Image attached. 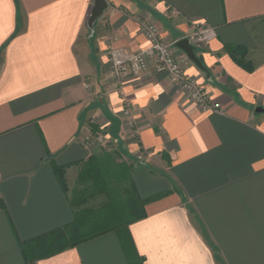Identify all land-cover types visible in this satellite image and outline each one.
<instances>
[{
  "label": "crops",
  "instance_id": "1",
  "mask_svg": "<svg viewBox=\"0 0 264 264\" xmlns=\"http://www.w3.org/2000/svg\"><path fill=\"white\" fill-rule=\"evenodd\" d=\"M106 1L90 29L94 0H0V264L74 221L63 182L103 153L132 166L142 199L166 196L122 236L34 264H264V0ZM139 20L168 42L215 28L196 51L207 72L173 53L221 111L151 70L115 90L108 52L146 48Z\"/></svg>",
  "mask_w": 264,
  "mask_h": 264
},
{
  "label": "trees",
  "instance_id": "2",
  "mask_svg": "<svg viewBox=\"0 0 264 264\" xmlns=\"http://www.w3.org/2000/svg\"><path fill=\"white\" fill-rule=\"evenodd\" d=\"M98 159L105 161L104 166H100ZM131 172V165L114 160L108 153L90 157L82 166L79 176L90 187L71 197L75 210L74 221L49 234L22 243L21 249L26 255L27 264H34L38 259L54 256L110 232L122 236L127 233L129 225L146 218L145 206L166 195L142 199L133 184ZM94 183L101 184L100 193H105L106 203L100 210L82 207L90 197H94L88 196ZM63 184L68 193L67 186L64 182Z\"/></svg>",
  "mask_w": 264,
  "mask_h": 264
},
{
  "label": "built area",
  "instance_id": "3",
  "mask_svg": "<svg viewBox=\"0 0 264 264\" xmlns=\"http://www.w3.org/2000/svg\"><path fill=\"white\" fill-rule=\"evenodd\" d=\"M139 23L141 33L148 40L146 48L137 52L112 48L108 52L111 85L115 87V90L121 93L126 81L151 70L156 74L167 75L171 82L190 96L193 103L202 111H221L220 105L212 102L205 88L196 79L186 75L180 61L174 57L173 49L176 42L162 39L158 28L146 21L139 20ZM187 38L196 51L201 50L216 38V30L206 24L195 23ZM131 110L130 105H126L123 109L126 124L133 127Z\"/></svg>",
  "mask_w": 264,
  "mask_h": 264
},
{
  "label": "rangeland",
  "instance_id": "4",
  "mask_svg": "<svg viewBox=\"0 0 264 264\" xmlns=\"http://www.w3.org/2000/svg\"><path fill=\"white\" fill-rule=\"evenodd\" d=\"M113 147H110L109 145H107V143L104 145V147L102 148L103 150H108L109 152H116L114 150H112ZM112 154V153H111ZM110 154V156H112ZM119 158V156H117ZM112 158H114V155L112 156ZM116 158H114L115 160ZM100 166H104V162L101 159H98ZM80 172L81 169L79 170V172L77 173V175L75 177L69 178L66 182V186H67V190L68 193L70 195V197H73L75 195L76 192L80 193L83 191H86L90 186H88L86 183H84L83 181H81V177L80 176ZM92 190L88 191V196H94V197H90L89 200L86 202V204H84L82 207H92L94 209H101V207L103 206L106 200L105 196L103 193H100L101 190V184L99 183H94L93 184ZM109 187V186H108ZM109 190V189H108ZM99 191V193H98Z\"/></svg>",
  "mask_w": 264,
  "mask_h": 264
},
{
  "label": "water",
  "instance_id": "5",
  "mask_svg": "<svg viewBox=\"0 0 264 264\" xmlns=\"http://www.w3.org/2000/svg\"><path fill=\"white\" fill-rule=\"evenodd\" d=\"M108 7L109 6L106 0H94V6L91 9V15L87 22L90 29L94 28V22L103 15ZM174 45L186 54V57H188V59L198 67V70L201 69L202 71L207 72L199 60V57H197L196 49L190 44V40L188 38L181 39ZM255 112L256 114H264V108L258 107Z\"/></svg>",
  "mask_w": 264,
  "mask_h": 264
}]
</instances>
